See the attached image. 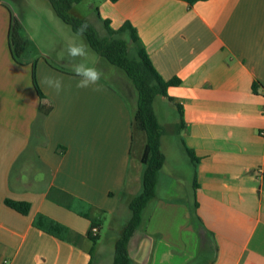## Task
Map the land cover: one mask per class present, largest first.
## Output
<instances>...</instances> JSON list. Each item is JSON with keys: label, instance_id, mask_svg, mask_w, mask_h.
Returning <instances> with one entry per match:
<instances>
[{"label": "crops", "instance_id": "obj_1", "mask_svg": "<svg viewBox=\"0 0 264 264\" xmlns=\"http://www.w3.org/2000/svg\"><path fill=\"white\" fill-rule=\"evenodd\" d=\"M18 1L0 0V264H113L142 191L138 92L83 36L87 63L106 78L101 92L78 89L65 51L76 34L51 5L26 15ZM82 3L113 30L130 23L163 79L180 80L154 102L157 118V107L177 117L161 124L166 161L129 242L131 264H264V0ZM13 17L26 41L22 63L9 44ZM34 68L42 103L53 106L42 120ZM52 75L63 77L59 94L41 84ZM170 154L188 158L191 182L165 171ZM53 189L73 197L69 207L50 198ZM103 220L115 239L108 251L89 239L93 221L101 237Z\"/></svg>", "mask_w": 264, "mask_h": 264}, {"label": "trees", "instance_id": "obj_2", "mask_svg": "<svg viewBox=\"0 0 264 264\" xmlns=\"http://www.w3.org/2000/svg\"><path fill=\"white\" fill-rule=\"evenodd\" d=\"M113 2L117 0H112ZM56 15L76 34L77 29L82 24H87V30L83 37L87 40L91 48L102 58L106 59L111 65L123 70L129 77L138 92V109L135 116V126L144 131L147 136V144L142 156L144 171L142 176V191L130 203L131 218L124 226L120 238L115 244V258L113 264H131L128 246L131 238L143 221V212L148 203L156 196V188L159 172L163 168L166 157L161 149L162 127L159 123L154 109L155 99L165 97L169 99L168 89L180 84V80L174 79L166 81L153 66L149 55L144 48L139 47L140 39L136 29L126 23L119 30H113L108 20H102L95 9L99 20L102 21L106 30V35L101 36L95 26L87 19L72 16L70 13L73 8L81 4L83 0H48ZM9 44L13 58L18 63H22L21 57L26 45L22 35V26L14 17L11 20ZM34 85L41 99L38 110L39 119L46 118L53 110L52 105L42 103L45 99L35 75L33 73ZM257 89V85L254 86ZM193 162L197 158L193 152L188 151ZM54 194L58 197L55 198ZM50 198L66 207H69L73 197L69 194L53 189ZM5 204L23 214L30 212L31 205L27 202H16L6 200ZM192 217L198 218L193 211ZM98 225L97 221L92 222V227ZM53 232L60 231L62 228L57 224H52ZM89 239L96 243L100 238L93 236L90 230ZM92 254V251H91Z\"/></svg>", "mask_w": 264, "mask_h": 264}, {"label": "rangeland", "instance_id": "obj_3", "mask_svg": "<svg viewBox=\"0 0 264 264\" xmlns=\"http://www.w3.org/2000/svg\"><path fill=\"white\" fill-rule=\"evenodd\" d=\"M6 1L10 2L11 0H6ZM16 1L17 0H13V2H16ZM18 2L24 8L23 11H25L24 13H26V15L29 13L32 14L34 13V11L36 12H48L49 10L52 11L50 4L48 3L47 0H28L26 1L27 3L25 2L24 4L21 3L20 0ZM70 14L75 17H81V18L89 20L95 26V28L97 29V31L99 32L101 36L106 35V30L104 26L99 24V22L97 21L96 15H95V11L91 10L88 4L86 3L78 4L76 7L73 8ZM67 27L70 28L69 26ZM157 113H158L159 123L160 125L162 124L164 128L166 124L172 123L177 117L176 113L171 112L168 109H164L163 107L162 108L157 107ZM163 127H162V131L164 129ZM169 159L171 162H174V163L172 166L171 165L166 166L165 171L170 170V172H177L182 177L181 181H183L184 183L191 182L192 175H193V169L192 167H190V162L187 164L188 158H186V161L182 159L180 160V159H177L175 154H170ZM103 224L104 226H103L100 240L98 241L99 243L98 246L102 250L106 249L108 251L113 247L115 239L113 238L112 233L108 231L109 220H103ZM111 258L112 257H110V259L107 258L105 261V264H112Z\"/></svg>", "mask_w": 264, "mask_h": 264}, {"label": "clouds", "instance_id": "obj_4", "mask_svg": "<svg viewBox=\"0 0 264 264\" xmlns=\"http://www.w3.org/2000/svg\"><path fill=\"white\" fill-rule=\"evenodd\" d=\"M87 27L85 23L77 29L76 36L68 41L65 51L69 60L73 62L72 71L76 87L101 92L104 90L101 80L106 78V73L101 68L87 63L86 58L90 54V49L82 39ZM41 84L53 89L57 94L64 88L63 77L59 75L46 76L41 80Z\"/></svg>", "mask_w": 264, "mask_h": 264}, {"label": "built area", "instance_id": "obj_5", "mask_svg": "<svg viewBox=\"0 0 264 264\" xmlns=\"http://www.w3.org/2000/svg\"><path fill=\"white\" fill-rule=\"evenodd\" d=\"M91 233H92V235L93 236H98V234H99V228L98 227H93L92 229H91Z\"/></svg>", "mask_w": 264, "mask_h": 264}]
</instances>
